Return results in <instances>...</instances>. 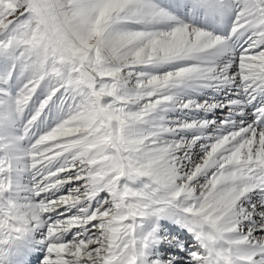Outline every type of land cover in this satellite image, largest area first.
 Returning <instances> with one entry per match:
<instances>
[{
  "label": "snow or ice",
  "instance_id": "1",
  "mask_svg": "<svg viewBox=\"0 0 264 264\" xmlns=\"http://www.w3.org/2000/svg\"><path fill=\"white\" fill-rule=\"evenodd\" d=\"M192 8L210 17L235 9L229 33L176 20L151 0H0V56L30 73L15 97L0 102V264H24L31 234L40 229L46 231L41 264H181L179 256L146 260L160 242L184 250L176 237L159 235L161 219L198 242L188 264H264V104L253 105L246 125L230 119L169 124L156 115L194 83L236 85L247 99L230 100L231 106L264 97V0H192ZM130 24L143 28L122 30ZM242 37L235 68L231 61L217 65L214 58ZM163 64L175 66L161 74L144 70ZM46 77L60 87L39 103L22 133L8 134ZM60 88L79 103L30 143L23 163L32 171L34 197L72 182L78 187L21 203L17 146L33 137ZM179 106L224 107L192 99ZM210 125L222 131L205 138L195 159L190 150L201 136L176 137ZM253 192L262 197L258 203L251 202ZM72 209L77 212L66 215Z\"/></svg>",
  "mask_w": 264,
  "mask_h": 264
},
{
  "label": "bare ground",
  "instance_id": "2",
  "mask_svg": "<svg viewBox=\"0 0 264 264\" xmlns=\"http://www.w3.org/2000/svg\"><path fill=\"white\" fill-rule=\"evenodd\" d=\"M227 2L231 4V3H234V0H227ZM173 4L175 7V11L178 13H181L180 21L182 20V22H184V23L187 22V24H190V25H193L196 27H203L206 30L212 31L215 34H220V35H227L230 31V28H231L233 21L229 17H230V15L231 16L235 15V9H228L222 15L217 14L214 17H210V16H206L200 10L193 9L192 8V0H171V5H169V6L171 7ZM179 4H180V8H179L180 11H178ZM176 16H177V14H176ZM243 41H244L243 37L240 38L239 40L233 39L232 41H230L231 50L233 53L231 54V50H230V51H226V52H229L228 54H226V52H224V53L216 56L214 58L215 63L217 65L222 66L223 63H228L229 61H231L233 63V69H234L235 68V62L238 58V55H239V52L241 50ZM233 69H230V73ZM186 88H190V91L188 92V94L192 98V100L196 101L198 97H203L204 99H206V101L208 100L210 102H219V103H222L224 105V107L213 108L210 111H202V114L199 113L200 110L191 111V109H190L188 111V115H190L191 118L196 119V120L198 118H201L202 120L216 121L217 122V118L218 117L221 118V114L226 111L225 108L229 107L227 112L230 115V110H231V115L230 116L226 115L223 118H225L226 120L230 119L233 122H235L237 125H240L241 121H243V123L246 125L248 123H251V121L254 118L252 115V113H254V111H255L253 105L254 104H257V105L264 104V97H257L256 100L252 101V103H249V104L241 103V105L238 107L229 105L228 102L226 101L227 100L226 96H228V97L233 96L231 98V100H240L242 102L245 101L247 99V97L241 94L240 89L236 85H227V84H223V85L216 84L215 86L205 87L202 84L194 83L192 87H185L181 90H177L175 93V97L178 99H181V98H187L188 100L191 99L189 96H187L183 92V90ZM176 109H177V107H174V105L169 107L165 112L162 113L163 118L168 121L169 119H166V116L168 117L169 114L173 110H176ZM183 110H186V109L183 108ZM10 130L11 129H9V131ZM207 130L208 131L211 130V132L207 133ZM221 131H222V129H217V127L215 125H210L208 128L203 129V131H198L195 129H185L182 132H180L177 135V137L181 136L182 133H184L185 135L189 134V137L192 135L194 136V134L196 136H201L202 139L200 141H198L197 144L194 145L193 148L190 150L192 156L195 159H199L198 156L202 155V153L200 151V144L201 143H207L208 140L205 138H211L215 135H218L221 133ZM14 132H16V131L10 132L11 135L14 134ZM33 134H35V133H33ZM184 138L186 139L185 136H184ZM32 139H33V137L31 139H25V140L19 142V144L17 146V149H18L17 155H18L20 160L22 159L25 150L29 147V144L32 142ZM177 139H179V137ZM23 161H24V158H23L22 162ZM20 167H22V165ZM23 167H24V163H23ZM24 169H25V167H24ZM25 172H26V170H25ZM23 175H24L23 177L25 179H22V180L23 181L27 180V175H25V174H23ZM19 177H21V176H19ZM19 177L17 179H15L16 182L20 181L21 178H19ZM22 180L20 183H24ZM201 180H203V178H201ZM55 192L59 193L60 191H55ZM23 194H26V192ZM52 194L50 193L49 195H52ZM250 196H251V202H257L258 203L262 198L258 192H253L252 194H250ZM27 197L28 196L26 195V198ZM18 198H19L20 202L23 199L20 195L18 196ZM21 203H23V202H21ZM245 203L247 205L249 202L246 201ZM163 224H166L168 227H170L172 229V234L176 233V234H178V236L180 238H186V240H185L186 244L188 241L190 242V244L188 245V247H190L189 249H193V251H195L198 248H200L198 242L194 239V237L186 229L180 227L178 224L172 222L169 219H162L161 222L159 223V229H160L159 235L160 236H168L169 239H171L173 237L172 234L170 236L166 235V227ZM144 230H148V228H145ZM42 231H43V229H40L39 231L33 232L31 234L29 242H32V244H36V245L40 246L41 245L40 242L43 240V238L46 235V234L42 233ZM43 234H44V237H42ZM40 237H42V239ZM177 239L179 240V238H177ZM29 245L31 246V244H29ZM165 245L172 246V245L168 244L167 242H160V243L154 245L153 247H151L148 250L146 260L153 261V260H156L158 258L161 261H165L172 256H178L179 253L181 254V252H182L180 248L175 247V246L172 248L171 251H167V248L165 247ZM188 247H184L183 251H187L186 248H188ZM153 249L156 251H155V253L151 254V251ZM201 251H202V249H201ZM185 253H187V252H185ZM41 254H42L41 249H39V251L34 250V249H30L27 252V254L23 256V259L28 256L29 259H32L33 260L32 262H34L36 260V258H38L39 255H41ZM163 259H165V260H163ZM42 260H40V263ZM187 261H188V259H186L184 257L181 261V264H184L183 262H187ZM185 264H187V263H185Z\"/></svg>",
  "mask_w": 264,
  "mask_h": 264
},
{
  "label": "rangeland",
  "instance_id": "3",
  "mask_svg": "<svg viewBox=\"0 0 264 264\" xmlns=\"http://www.w3.org/2000/svg\"><path fill=\"white\" fill-rule=\"evenodd\" d=\"M151 2L154 3L155 5L159 6V7L165 8L168 12H170V14L172 16H174L176 18V20L180 21L181 13H178L175 11L174 4L171 7L169 6V5H171V0H169V1L168 0H151ZM179 8H180V4L178 6V11H180ZM174 12L177 14V16ZM234 17H235V15H233V16L230 15L229 18L233 21ZM171 23H174V22L170 21V22H165L163 24H158V25L152 26V30L166 29L168 27V25ZM142 28H143L142 25H135V24L122 26V30H140ZM228 53L229 52H226V54H228ZM232 53L233 52L231 50V54ZM14 65H15V67L13 68ZM174 66H175L174 64H163V65L151 66V67L146 68L144 70L149 71L152 74H161L163 72L172 70V68ZM9 73H11V79L10 80L8 79ZM29 78H30V73L22 71L21 65L19 63L13 61L9 57L0 56V102H6L10 96L15 97L16 93L23 87L24 83H26ZM6 80H7V82H5ZM59 87L60 86L55 79H50V78L46 77L45 80L42 81L40 86L38 87L37 92L32 99V102L30 103L29 107L25 110L23 116L17 117L13 121L11 128H10L11 130L8 132V134L11 135L10 132H12V131H16V132H14V134H12V136H14V135L16 136V135H19L20 133H22L25 123L27 122L28 119H30L31 115L34 114L35 110L39 106V103L50 93V91L53 88H59ZM189 91H190V88H186L183 90L184 94H186L187 96H189V94H188ZM226 97H227L226 101L228 102L229 100H231V98L233 96H231V97L226 96ZM181 99H178V98L175 99L176 103L174 104V107H177L178 110L177 109L173 110L169 114L168 117L166 116V119H169L168 121L166 120L169 124H173V123L180 122V121L196 120V119L191 118L190 115H188V111L190 109L183 110V108H181L179 106L181 102L188 100L187 98H181ZM197 100H196L197 102L206 101V99H204L203 97H198ZM78 103H79V97H73L64 88H60V90L53 97V99L50 102V104L48 105V107L45 109L44 113L37 120V122L33 128V133H35V134H33L34 135L33 139H35L39 135L43 134L44 132L50 130L51 128L55 127L59 122H61L65 118H67L68 115L74 110L75 105ZM0 106H3V105L0 104ZM228 108L229 107L225 108L226 111L221 114V118L220 117L217 118V123H219L222 120H226L225 118H223L224 116H226V115L230 116L229 113L227 112ZM191 111H193V110L191 109ZM202 111H204V110H200L199 113L202 114ZM156 115H157V118H159L160 116H162V113H158ZM201 120H202L201 118L197 119V121H201ZM210 132H211V130H209V131L207 130V133H210ZM181 136H183V137L185 136L186 139H188V140L192 139V137H193V135L189 137V134L185 135L184 133H182ZM194 136H196V135L194 134ZM178 137H180V136H178ZM178 137H176V138H178ZM167 138H169V137H167ZM33 139H32V141H33ZM169 139H171V137ZM17 151H18V149H17ZM199 156H198V158H199ZM23 158H24V155H23L22 159L20 160V163L18 164L19 167H18V171H17L16 176H15V179H17L19 176H21V177H19V178H21L20 181H17V182L15 181L16 185L18 186V188L20 190L18 193V196L20 195L23 198L21 202H23V203H25V202H38L41 199H55L57 197H61V196L68 194L70 192V190L74 191L75 188L78 187L77 182H72L71 184H65L61 188H59V190H57V191H60L59 193L53 192V194L51 193L52 195L42 194L39 197H34L32 192L30 191V189L32 188V186L34 184L32 171H31V169H27L25 172V169L23 167V162H22ZM21 165H22V167H20ZM23 174L27 175V180H25V181L22 180V179H25L23 177L24 176ZM65 175H68V174L66 173ZM21 180L24 183H20ZM24 191L26 192V194H23V193H25ZM26 195L28 196L27 198H26ZM105 195H106L105 193L100 194L101 197H103ZM59 211L62 212L63 209H61ZM76 212H77V209H72L71 211L67 212L66 215L70 216V215L75 214ZM51 215L54 218H62V217H57L56 213H52ZM161 220L159 221V223L161 222ZM163 225L166 227V235L170 236L172 234V229L170 227H168L166 224H163ZM151 226H152L151 221L146 222L144 229L148 228V230H149L151 228ZM145 231H147V230H145ZM42 233L46 234V231L43 229ZM44 234L42 237H44ZM172 235H173V237L179 238V240L183 242L184 247H188V245L190 244L189 241H188L189 243L187 242V244H186V241H185L186 238H180L178 236V234H176V233H174ZM42 237H40V238L42 239ZM44 238H43V240H44ZM65 238L69 239V238H71V236L69 235ZM29 244H31V246L29 245V249H34L37 251H39V249H41L42 254L39 255V257L36 258V260L34 262H32L33 260L29 259L28 256L25 257L24 258V264H28V263L29 264H41L40 260H42L44 258V255H45L44 246L41 244L42 246L40 245L41 246L40 247L36 244H32V242H29ZM165 247L167 248V251H171L174 246L173 245L172 246L165 245ZM189 248L190 247L186 248L187 251H182L181 254L179 253L178 256L183 257V258L185 257L189 261L190 257L188 256V252L190 250L193 251V249H189ZM155 251L156 250L153 249L151 251V254L155 253ZM185 252H187V253H185ZM163 260H165V259H163ZM188 261L183 262V263L188 264Z\"/></svg>",
  "mask_w": 264,
  "mask_h": 264
}]
</instances>
